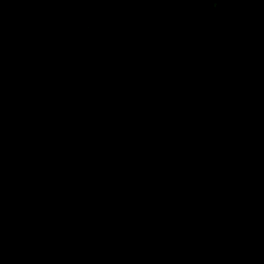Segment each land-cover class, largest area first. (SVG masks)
Instances as JSON below:
<instances>
[{
  "label": "water",
  "instance_id": "obj_1",
  "mask_svg": "<svg viewBox=\"0 0 264 264\" xmlns=\"http://www.w3.org/2000/svg\"><path fill=\"white\" fill-rule=\"evenodd\" d=\"M0 264H264V0H0Z\"/></svg>",
  "mask_w": 264,
  "mask_h": 264
}]
</instances>
